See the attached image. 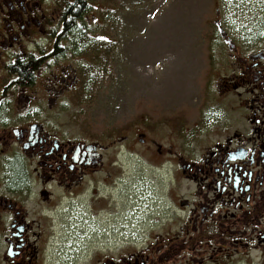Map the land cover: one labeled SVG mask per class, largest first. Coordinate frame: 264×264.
<instances>
[{
    "label": "rangeland",
    "instance_id": "rangeland-1",
    "mask_svg": "<svg viewBox=\"0 0 264 264\" xmlns=\"http://www.w3.org/2000/svg\"><path fill=\"white\" fill-rule=\"evenodd\" d=\"M87 1L82 27L89 23V34L108 40L96 41L82 58L90 82L81 74L78 88L56 106L45 98L33 102L30 121L35 116L47 131L108 148L102 168L70 191L51 186L49 204L38 201L40 185L34 182L25 205L31 212L26 221L39 236L38 264H88L108 249L124 244L137 252L157 236L161 241L165 231L176 233L186 213L174 199L188 196L193 186L179 177L167 150L172 146L183 158L198 155L212 128L207 121L217 114L212 107L235 97L217 83H242L243 60L264 51V0ZM21 109L12 111L15 126L29 121L23 122ZM14 154L23 160L18 149ZM177 178L169 196V183ZM23 198L16 194L17 202ZM156 215L161 223L173 222L156 224ZM246 241L227 261L217 259L221 253L211 239L191 251L179 246L163 264H263L257 240Z\"/></svg>",
    "mask_w": 264,
    "mask_h": 264
},
{
    "label": "flooded vegetation",
    "instance_id": "flooded-vegetation-1",
    "mask_svg": "<svg viewBox=\"0 0 264 264\" xmlns=\"http://www.w3.org/2000/svg\"><path fill=\"white\" fill-rule=\"evenodd\" d=\"M58 9L56 2L47 0H0V221L9 219L7 226L0 225L4 245L0 264H38L35 244L39 236L26 221L31 212L25 205L34 182L40 185L38 201L49 204L51 186L70 191L102 168L103 151L108 148L47 131L35 116L30 121L33 102L45 98L56 106L65 93L78 88L81 74H86L85 84H89L80 64L85 52L103 38L83 33L77 42L78 36L62 34L64 23ZM74 26L79 27L78 20ZM85 29L90 31L89 23ZM260 52V58L243 60L247 70L242 83H217L235 97L212 107L217 114L207 121L212 128L198 155L183 158L172 146L167 150L174 155L179 177L193 186L188 196L174 199L186 213L176 233L165 231L161 241L157 236L137 252L127 251L123 244L114 251L93 253L98 256L92 255L88 264H163L179 246L191 251L211 239L221 253L217 259L227 261L236 246L248 245L250 237L257 240L264 255V51ZM240 88L244 92L237 91ZM21 107L23 122L29 121L15 126L12 111ZM225 113L233 117L222 118ZM15 149L22 161L15 158ZM157 152L162 154V147ZM27 163L34 164L32 171ZM14 167L20 172L16 183ZM176 184L178 178L169 183V196ZM16 194L24 198L17 202ZM160 218L156 215L155 223L161 226L173 222L161 223ZM180 238L182 242L175 241Z\"/></svg>",
    "mask_w": 264,
    "mask_h": 264
},
{
    "label": "trees",
    "instance_id": "trees-1",
    "mask_svg": "<svg viewBox=\"0 0 264 264\" xmlns=\"http://www.w3.org/2000/svg\"><path fill=\"white\" fill-rule=\"evenodd\" d=\"M57 4L58 12H60V22L64 23L63 28L61 29V33L63 34H72L74 36H78L76 41H81V36L83 33H88L83 28L84 17L88 15L90 10V5L87 0H55ZM76 20L79 22V27H75ZM14 67L18 66V60L15 61ZM24 65L21 62V66ZM20 172L18 168L16 169V175L14 177V182L19 181Z\"/></svg>",
    "mask_w": 264,
    "mask_h": 264
},
{
    "label": "water",
    "instance_id": "water-1",
    "mask_svg": "<svg viewBox=\"0 0 264 264\" xmlns=\"http://www.w3.org/2000/svg\"><path fill=\"white\" fill-rule=\"evenodd\" d=\"M258 56H261V53L258 54ZM42 195H44V193L42 192Z\"/></svg>",
    "mask_w": 264,
    "mask_h": 264
}]
</instances>
